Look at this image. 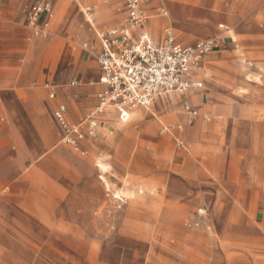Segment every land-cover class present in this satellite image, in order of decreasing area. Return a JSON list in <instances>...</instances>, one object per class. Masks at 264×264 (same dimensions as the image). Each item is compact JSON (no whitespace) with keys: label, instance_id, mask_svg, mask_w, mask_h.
<instances>
[{"label":"rangeland","instance_id":"obj_1","mask_svg":"<svg viewBox=\"0 0 264 264\" xmlns=\"http://www.w3.org/2000/svg\"><path fill=\"white\" fill-rule=\"evenodd\" d=\"M166 1L184 15L180 41L219 44L193 98L209 119L188 124L172 98L115 119L83 152L62 132L47 150L22 123L27 159L16 172L0 162V264H264V0ZM42 2L54 12L37 22L77 38L57 46L61 88L89 52L86 33L115 28L108 9L124 20L126 0H33L27 24ZM179 126L184 146L161 133Z\"/></svg>","mask_w":264,"mask_h":264},{"label":"crops","instance_id":"obj_2","mask_svg":"<svg viewBox=\"0 0 264 264\" xmlns=\"http://www.w3.org/2000/svg\"><path fill=\"white\" fill-rule=\"evenodd\" d=\"M30 1L33 0H0V162L1 160L11 159L13 161V171L15 172L21 166V161L27 159L28 154L27 141L22 132L24 127L22 123L30 125L34 135L48 150L55 144L57 139L60 143L61 130L53 117L57 106L64 105L67 121L77 125L87 118L97 106V94L102 90L98 83L100 76L98 64L88 51H85L77 62L68 85L61 88L53 85V72L60 58L58 44H76L77 38L74 36L75 31H72V34L68 30V33H62L63 28H54L51 23L52 19L49 20L47 29L42 25L46 21L45 19L40 23L27 24L21 12V7ZM165 1L147 0L140 4V10L147 16L144 31L153 44L162 43L167 34H170L177 42L185 46H191L205 40L216 42L214 39H202L188 43L180 41L174 33L175 28L173 25H177V18H183L184 15L181 13L176 14L171 5ZM48 4L52 6V12H54L52 3L48 2ZM112 8L110 7L108 10L111 13L110 16L114 19L108 21L106 25L124 26L127 20L126 9V16L123 20L119 18L120 14L114 12ZM161 11H164L165 14H161ZM152 17L158 19L159 30L157 36L153 33L154 29L150 21ZM164 24L167 25L162 30L161 27ZM102 31L97 32L95 30V33H86L87 39L90 40L84 44L98 47L100 43L99 35ZM139 32L138 29L131 32L132 41L137 38ZM216 43L210 54L202 61L200 68L187 77L190 82V89L186 94H162L156 97L150 106L139 108L148 109L158 102H168L172 98H176L181 104L185 101L188 102L189 106L197 111L195 116L185 114L188 124L197 120L207 121L209 115L203 113L201 106L194 104L193 98L198 96L203 89L205 72L210 58L217 53L219 48L218 42ZM50 95H53V98H50ZM130 114L131 112L128 114L127 119L122 121L116 110L105 109L103 113L95 116L97 127L94 136L81 142L79 149L82 152L83 150L86 151L96 140L100 129H109L110 124H113L115 119L120 123H125L128 121ZM49 127H52L51 131L47 130ZM178 129L176 136L168 127H164L161 133H169L177 141V144L184 146L182 126H179ZM67 147L74 152H78V150ZM11 151H14V153ZM82 152V156L87 154ZM11 154H14V157L11 158ZM3 169L4 166L0 164V186L2 184ZM16 186H12L11 193H15ZM261 209L257 213L261 214L263 221L264 203L261 205Z\"/></svg>","mask_w":264,"mask_h":264},{"label":"built area","instance_id":"obj_3","mask_svg":"<svg viewBox=\"0 0 264 264\" xmlns=\"http://www.w3.org/2000/svg\"><path fill=\"white\" fill-rule=\"evenodd\" d=\"M145 1L126 0L125 25L101 32L98 47L88 46L89 53L98 64V83L102 87L94 110L77 125L67 121L64 105H58L54 111V120L63 134L62 142L74 150H79L80 143L86 138L94 136L97 127L95 116L105 109L116 110L120 120L125 121L132 110L150 106L159 95L186 94L190 89L187 77L200 68L204 58L214 48L212 40L185 46L170 34L162 43L153 44L144 31L147 17L140 10V4ZM50 14L48 3L33 4L25 11L30 24ZM137 29L140 32L132 41L131 32ZM183 108L191 116L197 114L186 101Z\"/></svg>","mask_w":264,"mask_h":264},{"label":"bare ground","instance_id":"obj_4","mask_svg":"<svg viewBox=\"0 0 264 264\" xmlns=\"http://www.w3.org/2000/svg\"><path fill=\"white\" fill-rule=\"evenodd\" d=\"M136 116H138V114ZM132 117H133V115H132ZM99 167L102 168L103 166L101 164H99Z\"/></svg>","mask_w":264,"mask_h":264}]
</instances>
